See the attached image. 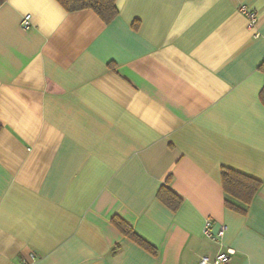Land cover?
I'll return each mask as SVG.
<instances>
[{"label": "crops", "instance_id": "1", "mask_svg": "<svg viewBox=\"0 0 264 264\" xmlns=\"http://www.w3.org/2000/svg\"><path fill=\"white\" fill-rule=\"evenodd\" d=\"M116 5L105 23L57 0L0 4V264H198L226 248V264H264V0ZM222 166L262 180L245 213L225 205Z\"/></svg>", "mask_w": 264, "mask_h": 264}, {"label": "trees", "instance_id": "2", "mask_svg": "<svg viewBox=\"0 0 264 264\" xmlns=\"http://www.w3.org/2000/svg\"><path fill=\"white\" fill-rule=\"evenodd\" d=\"M5 0H0V4ZM67 11L81 9L93 10L105 23L110 22L118 13L116 0H57ZM259 69L264 72V60L260 63ZM260 97L264 103V83L260 91ZM221 183L226 193L225 205L240 213H245L254 195L262 184V180L249 176L231 167H221ZM158 198L171 210H176L181 203V197L162 185L157 192ZM115 226L127 237L131 238L141 247L152 254L156 248L146 239L137 234L134 229L121 217H112Z\"/></svg>", "mask_w": 264, "mask_h": 264}, {"label": "built area", "instance_id": "3", "mask_svg": "<svg viewBox=\"0 0 264 264\" xmlns=\"http://www.w3.org/2000/svg\"><path fill=\"white\" fill-rule=\"evenodd\" d=\"M241 10L243 11V13H245V15L248 18V25L252 26L254 25L255 21H256V13L255 11L246 8L245 6H241ZM29 18H30V14H25L22 19H21V25L23 28H27L29 26ZM212 224L213 221L210 217H207L204 221V225H203V233L215 240L220 239V237L222 236V234L224 233L226 226L224 224L220 225L218 227V230L216 233H213L211 228H212ZM233 252V250H231L230 248H226L225 251H220L217 254H215L214 256H210L208 254H203L198 258V264H226L227 260H228V255L231 254ZM37 255L33 252H30L28 254L27 257H23L20 261V263L18 264H30L31 261H34L36 259Z\"/></svg>", "mask_w": 264, "mask_h": 264}]
</instances>
